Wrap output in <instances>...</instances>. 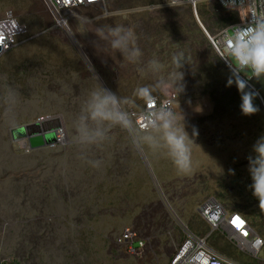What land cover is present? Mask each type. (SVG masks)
Returning a JSON list of instances; mask_svg holds the SVG:
<instances>
[{
	"label": "rangeland",
	"instance_id": "obj_1",
	"mask_svg": "<svg viewBox=\"0 0 264 264\" xmlns=\"http://www.w3.org/2000/svg\"><path fill=\"white\" fill-rule=\"evenodd\" d=\"M166 3L167 0H116L106 7L79 10L74 13L76 17L97 19L73 20L77 37L71 41L49 29L39 0H0V18L10 13L27 29L18 46L0 57V187L8 184L13 191L6 194L0 190V264H25L22 257L26 256L21 254L26 255L27 250L18 249L23 229L60 222L63 218H59L56 210H72L74 206L86 209L96 200L100 209H118L119 215L114 218L118 233L130 225H154L152 232L159 241L156 252L144 260L131 258V264H168L170 245L182 242L183 228L198 235L210 234L209 226L198 213L200 204L208 198L227 208L236 205V210L246 218L256 214L262 226L253 228L264 241V199L253 195L248 170L252 145L264 135V109L255 95V98L245 95L246 101L239 107L231 102L230 90L241 81L212 49L193 16L192 21L206 38L211 55L207 68L194 81H182L183 91L176 95L173 105L178 124L182 121L181 111L185 130L193 139L186 138L190 151L187 168H178L173 163L167 146L151 129L130 132L119 124H106V137L98 143H84L74 134L83 115L86 95L97 83L125 98L126 102L121 104L125 112L142 110L147 98L134 94L138 87H148L149 97L176 94L164 75L159 74L151 82L143 78L122 82L111 80V71L98 72L96 63L102 61L101 57L110 58L107 40L103 51L95 48L97 29L129 22L131 29H127L133 37L136 22L154 21ZM197 10L211 37L235 20L234 13L218 9L210 0H202ZM229 59L237 67L234 57ZM157 67L166 71L168 65ZM239 73L254 79L250 68ZM249 97L257 111L246 115L242 109L250 110ZM217 101L222 102L223 108L215 113ZM31 106L34 110H27ZM41 116L59 118L65 141L43 150L45 156L25 153L11 142L8 129L15 124L28 125ZM89 126L95 124L89 122ZM146 132L157 137L155 146L139 139ZM48 157H53L54 166L48 165ZM17 159V163H11ZM50 169L54 173L48 174ZM261 187L264 190V180ZM76 193L87 194L86 202H71ZM149 206L157 207L156 216L148 215ZM163 215L169 218L165 226L159 224ZM66 220L75 224L74 218L66 216ZM106 225L110 227V223ZM109 227L100 232L101 238L104 239ZM81 232L83 240H89L85 233L88 236L91 233L87 229ZM208 242L228 260L264 264V248L257 259H252L219 232L211 233ZM27 243L30 241L22 242ZM84 247L89 249L88 244ZM38 249L41 256L49 258L43 247Z\"/></svg>",
	"mask_w": 264,
	"mask_h": 264
},
{
	"label": "flooded vegetation",
	"instance_id": "obj_2",
	"mask_svg": "<svg viewBox=\"0 0 264 264\" xmlns=\"http://www.w3.org/2000/svg\"><path fill=\"white\" fill-rule=\"evenodd\" d=\"M192 16V12L188 7L181 5L170 6L166 3L162 6L159 14L154 17V21L146 23L138 20L133 28V37L131 32H129L130 46L136 49L134 53L125 51L123 57L119 51H112L108 47L110 58L104 62H96L97 71H111L110 79L122 82L130 81L133 78H143L151 82L159 74L164 75L167 81L170 74L174 75H172L173 79L176 77L175 80H179V72L182 71V81H194L195 77L197 78L201 71L207 68L211 54L208 42L194 21H192ZM122 26L131 29V23L129 22ZM182 29L183 32L180 31L179 33V30ZM173 57H175V60H173ZM150 59L158 61V66L168 65V68L165 71L159 69L156 65L157 70L153 71L147 65V61ZM180 63L184 65H179ZM111 64L113 66H110ZM52 101L54 104V100ZM27 110L33 111L34 109L31 106ZM40 118L45 117H38L28 125L15 124L10 126L8 135L11 142L17 143L19 149H22L25 153H40L45 156L46 154L43 150L54 148L60 142L65 141L66 134L61 128L59 118L49 117V120L42 119V121L37 122ZM55 119L58 120L59 124L57 128L61 129L58 131L60 139L57 140L54 133H48L49 135H54L50 141H45L41 146L31 147L29 137L37 136L35 135L36 133H32V130L38 133L43 126H48L49 128L54 124ZM24 127H29L25 130V134L13 138L11 130H18ZM46 160L49 166L55 165L53 157H48ZM17 161L19 160H12L11 163H17ZM53 170H48V174L54 173ZM2 187H5V189H2ZM0 188L6 194H13L12 188L8 184H3ZM48 188L52 189L51 187ZM4 197H7V195H4ZM87 198V194L76 193L70 201L86 202ZM75 207L72 210L67 208L56 210L55 212L58 213L59 218H63L60 222L50 221L49 226L47 223L45 226L38 225L35 229L31 227L23 229L20 236L22 237L21 242H18L20 243V248L18 249L26 248L27 250L26 255L21 254L26 256V258L22 257L25 264H131V258L138 260L131 257L125 250V245L118 241L121 232L118 233V227L114 224L116 223L114 221L115 216L119 215L118 209L114 207L100 209L98 200L93 206H88L86 209H75ZM150 208L151 206H149ZM155 209L157 210V207ZM156 210H149L147 213L153 217L156 216ZM66 216L74 218L75 224H72L71 221L67 222ZM168 219L166 215L160 216L159 224L165 226L169 222ZM107 222L110 223V227L106 225ZM152 226L154 225H136L144 233L152 236L156 252L159 241L152 232ZM107 227L109 228L106 230V235L103 239L100 236V232ZM82 229H87L91 233L89 236L85 233L89 240H83ZM154 230L156 229L154 228ZM25 240L30 241V243L22 244ZM84 244H88L89 249L85 248ZM40 247L45 249L44 253L49 258L45 259L41 256L42 251L40 252V249H38ZM15 253L16 255L18 254L17 252ZM19 261L21 262L20 259Z\"/></svg>",
	"mask_w": 264,
	"mask_h": 264
},
{
	"label": "built area",
	"instance_id": "obj_3",
	"mask_svg": "<svg viewBox=\"0 0 264 264\" xmlns=\"http://www.w3.org/2000/svg\"><path fill=\"white\" fill-rule=\"evenodd\" d=\"M48 18V27L52 31L60 32L67 39L75 40L77 35L74 32L73 20L83 22L92 21L95 19H82L76 17L74 13L86 8L106 7L111 1L116 0H39ZM202 0H167L170 6L187 5L192 11V15L197 21V24L202 29L205 36L208 38L212 49L222 59L224 64L235 73L243 77L239 71L249 67L242 66L237 62L235 67L229 59L232 55L231 45L232 38L238 37L241 39L245 35V31L252 24L257 16H264V0H210L211 5H215L218 9H225L235 15V20L230 22L227 27L222 28L211 37L205 26L201 23L200 14L197 7ZM106 14L108 13L105 11ZM27 33L24 27L10 13L0 18V57L18 46L19 39ZM237 55H240L241 60L247 59V52L241 53L237 50ZM256 62L264 63V56L259 53L256 56ZM244 78V77H243ZM249 81L250 78H244ZM176 99V94L171 93L167 96H152L147 98L142 110L136 111L130 109L127 115L131 121V126L127 128L129 131H148V125L151 123V112L156 109L162 101H168L173 111V105ZM49 120V117L40 118ZM47 130L46 133H54L57 140L60 139L58 131ZM43 131L35 135H43ZM156 210L154 206L149 209ZM198 213L202 220L209 226L210 234L214 232L221 233L228 242L236 247L240 252L244 253L252 259H257L258 255L264 248L263 239L255 232L250 221L238 211L227 208L214 198L204 200L199 208ZM184 239L176 245H170L171 252L168 264H240L224 258L217 253L209 245L210 234L198 235L187 228H183ZM118 241L125 245V250L138 260H144L148 256H152L155 252V245L152 236L144 233L142 229L136 226H126L122 229ZM137 242V246H135Z\"/></svg>",
	"mask_w": 264,
	"mask_h": 264
},
{
	"label": "clouds",
	"instance_id": "obj_4",
	"mask_svg": "<svg viewBox=\"0 0 264 264\" xmlns=\"http://www.w3.org/2000/svg\"><path fill=\"white\" fill-rule=\"evenodd\" d=\"M96 34L109 43L110 50L119 51L124 57L125 51L134 53L136 49L130 46V33L124 26L99 28ZM231 51L233 57L242 65L250 68L253 75L259 79L264 77V63H257L256 56L259 53L264 56V16H257L252 24L248 26L242 41L238 37L232 38ZM243 54L247 52V59L241 60L237 50ZM175 60V57H173ZM158 61L148 60L147 65L156 71ZM169 75L167 83H170L176 90V95L183 91V72H179V80ZM163 83V82H162ZM138 97L148 98L149 88L138 87L134 90ZM126 102L125 98L117 97L116 94L105 89L100 83L91 88L83 104V115L79 117V123L75 125V135L84 143H98L106 137V124H119L121 127L129 128L131 121L127 113L121 109V104ZM250 110L242 111L244 114H252L257 108L252 104L249 97ZM200 110V109H199ZM182 121L178 124L176 113L172 111L168 101H162L159 106L151 112V123L148 127L158 133L159 140L167 146L168 153L173 163L178 168H187L190 162V151L187 140H193L185 130L183 115L180 111ZM89 122L95 124L90 127ZM196 135L195 129L192 137ZM187 138V140H186ZM150 147L155 146L157 137L151 132H146L139 138ZM135 142V141H134ZM252 155L248 157V170L251 177L252 193L258 199H264V190L261 181L264 180V135L260 136L252 145Z\"/></svg>",
	"mask_w": 264,
	"mask_h": 264
},
{
	"label": "trees",
	"instance_id": "obj_5",
	"mask_svg": "<svg viewBox=\"0 0 264 264\" xmlns=\"http://www.w3.org/2000/svg\"><path fill=\"white\" fill-rule=\"evenodd\" d=\"M253 78L254 79L250 78L251 79V80H249L250 84L255 88V90L257 92H259L261 94V97L264 101V87H263L264 77L257 79L253 75ZM230 91L233 92L231 102L233 104H236V106H238V107L246 101V99L244 98L245 95L251 96L252 98H255L254 97L255 94L252 91H250L242 82H237V88L236 87L232 88ZM218 103H219V101H217V105L215 106V113L218 112L219 109L222 107L221 106L222 102L219 104ZM236 208H237V206L234 205L232 209L236 210ZM247 219L250 221L252 227L259 226L258 228L261 229L262 225H260V220L258 219L256 214H253L252 217L247 218Z\"/></svg>",
	"mask_w": 264,
	"mask_h": 264
},
{
	"label": "water",
	"instance_id": "obj_6",
	"mask_svg": "<svg viewBox=\"0 0 264 264\" xmlns=\"http://www.w3.org/2000/svg\"><path fill=\"white\" fill-rule=\"evenodd\" d=\"M234 75L250 90L252 91L255 96L258 98L259 102H260V106L262 107V109H264V101L262 99V97L259 95V93L255 90V88L247 81L245 80L243 77H241L239 74L235 73L233 70H231ZM36 126L38 128H40L39 125L36 124ZM59 126L58 124V120L55 119V122L52 126H50L48 128L43 126L42 128H40L39 132L43 131L45 133H43V135H37V136H33V137H29V144L31 147H37V146H41L46 142L50 141L52 138H53V134L49 135L47 130H54V128H57ZM29 128V127H24V128H21V129H18V130H11V134L13 136V138H17V137H20V136H23L25 134V130ZM32 133H37V131L35 130H32ZM48 134V135H47Z\"/></svg>",
	"mask_w": 264,
	"mask_h": 264
},
{
	"label": "crops",
	"instance_id": "obj_7",
	"mask_svg": "<svg viewBox=\"0 0 264 264\" xmlns=\"http://www.w3.org/2000/svg\"><path fill=\"white\" fill-rule=\"evenodd\" d=\"M99 37V36H98ZM97 37V38H98ZM106 42L107 41H105V39H101L100 37L97 39V41L95 42V44H96V46H95V48L96 49H101V51H103L104 50V47H105V45H106ZM5 55V54H4ZM3 55V56H4ZM102 61H106L107 59L106 58H104V57H101L100 58Z\"/></svg>",
	"mask_w": 264,
	"mask_h": 264
}]
</instances>
